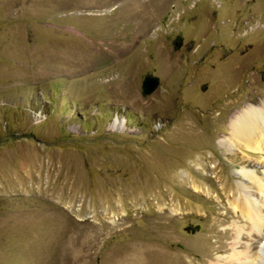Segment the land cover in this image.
Listing matches in <instances>:
<instances>
[{
    "label": "rangeland",
    "instance_id": "rangeland-1",
    "mask_svg": "<svg viewBox=\"0 0 264 264\" xmlns=\"http://www.w3.org/2000/svg\"><path fill=\"white\" fill-rule=\"evenodd\" d=\"M263 101L264 0H0V264L223 262Z\"/></svg>",
    "mask_w": 264,
    "mask_h": 264
},
{
    "label": "bare ground",
    "instance_id": "bare-ground-1",
    "mask_svg": "<svg viewBox=\"0 0 264 264\" xmlns=\"http://www.w3.org/2000/svg\"><path fill=\"white\" fill-rule=\"evenodd\" d=\"M129 51V48H124L121 54ZM120 54V55H121ZM123 56V55H122ZM121 80L120 86H122ZM264 102V101H263ZM231 138L236 141L241 140L245 147L251 150H258L261 143L264 142V103L261 106L246 105L239 111H236L231 116L229 122ZM220 142L227 146L228 138H221ZM243 180L240 186L248 189V194L235 197V208L240 210L242 217L246 221L247 231L236 225V239L234 243H230L231 251L224 261L212 260L209 264H264V201L257 199L260 192H264V177H259L254 170L244 171ZM247 233V234H244ZM245 235H255L252 242H245L243 248H237L240 238ZM255 243L256 247L253 245Z\"/></svg>",
    "mask_w": 264,
    "mask_h": 264
},
{
    "label": "water",
    "instance_id": "water-1",
    "mask_svg": "<svg viewBox=\"0 0 264 264\" xmlns=\"http://www.w3.org/2000/svg\"><path fill=\"white\" fill-rule=\"evenodd\" d=\"M160 79L157 75L147 74L142 80V87L146 93L152 92L158 85Z\"/></svg>",
    "mask_w": 264,
    "mask_h": 264
}]
</instances>
